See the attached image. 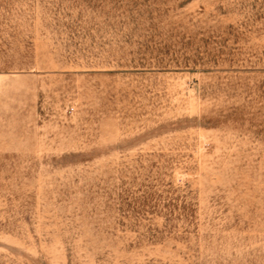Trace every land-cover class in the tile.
Segmentation results:
<instances>
[{
  "label": "rangeland",
  "instance_id": "rangeland-1",
  "mask_svg": "<svg viewBox=\"0 0 264 264\" xmlns=\"http://www.w3.org/2000/svg\"><path fill=\"white\" fill-rule=\"evenodd\" d=\"M0 264H264V0H0Z\"/></svg>",
  "mask_w": 264,
  "mask_h": 264
}]
</instances>
